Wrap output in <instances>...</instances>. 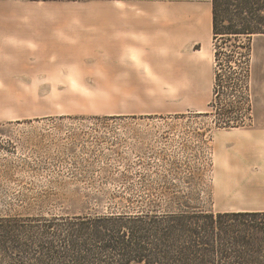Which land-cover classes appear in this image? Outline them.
<instances>
[{"label": "rangeland", "instance_id": "rangeland-1", "mask_svg": "<svg viewBox=\"0 0 264 264\" xmlns=\"http://www.w3.org/2000/svg\"><path fill=\"white\" fill-rule=\"evenodd\" d=\"M3 9L31 62L0 80V217L264 212V34L214 38L211 0Z\"/></svg>", "mask_w": 264, "mask_h": 264}, {"label": "trees", "instance_id": "trees-1", "mask_svg": "<svg viewBox=\"0 0 264 264\" xmlns=\"http://www.w3.org/2000/svg\"><path fill=\"white\" fill-rule=\"evenodd\" d=\"M211 16L214 38L249 42L264 34V0H211ZM40 221L0 217V264H264L260 211L180 208Z\"/></svg>", "mask_w": 264, "mask_h": 264}, {"label": "crops", "instance_id": "crops-1", "mask_svg": "<svg viewBox=\"0 0 264 264\" xmlns=\"http://www.w3.org/2000/svg\"><path fill=\"white\" fill-rule=\"evenodd\" d=\"M13 3V0H0V80L12 81L15 72H28L31 62L29 27L20 25L25 19L7 13L3 8ZM199 22L196 11L191 13ZM206 21V17H205ZM28 22V21H27ZM201 24V23H200ZM34 42V41H33ZM35 43V42H34ZM39 44V42H38ZM0 85H14L12 82H0Z\"/></svg>", "mask_w": 264, "mask_h": 264}]
</instances>
